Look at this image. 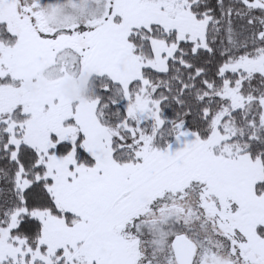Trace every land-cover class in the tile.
Returning <instances> with one entry per match:
<instances>
[{
    "label": "snow or ice",
    "instance_id": "6c2138e0",
    "mask_svg": "<svg viewBox=\"0 0 264 264\" xmlns=\"http://www.w3.org/2000/svg\"><path fill=\"white\" fill-rule=\"evenodd\" d=\"M0 264H264V0H0Z\"/></svg>",
    "mask_w": 264,
    "mask_h": 264
}]
</instances>
